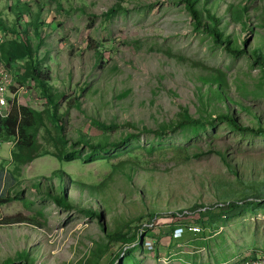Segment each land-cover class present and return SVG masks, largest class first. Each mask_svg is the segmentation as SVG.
<instances>
[{
  "label": "rangeland",
  "instance_id": "rangeland-1",
  "mask_svg": "<svg viewBox=\"0 0 264 264\" xmlns=\"http://www.w3.org/2000/svg\"><path fill=\"white\" fill-rule=\"evenodd\" d=\"M0 19V58L23 40L58 101L54 119L29 58L6 67L13 106L41 117L32 162L0 142V264H238L264 249V134L231 121L264 131V0H0ZM246 200L231 218L217 206ZM181 210L193 218L170 223ZM189 224L202 232L172 237ZM143 227L155 251L127 254Z\"/></svg>",
  "mask_w": 264,
  "mask_h": 264
},
{
  "label": "trees",
  "instance_id": "trees-1",
  "mask_svg": "<svg viewBox=\"0 0 264 264\" xmlns=\"http://www.w3.org/2000/svg\"><path fill=\"white\" fill-rule=\"evenodd\" d=\"M118 10L116 8H111L109 9L106 14H112L114 12H117ZM193 15H195L196 17H198V12L195 11V9H193ZM21 17L18 18V22L20 21ZM37 19H39V15L37 17ZM0 23L2 24L3 21L0 19ZM32 27V24L30 23H26V28L29 30V28ZM20 25L17 24L16 27H14V31L15 32H19L21 33V31L19 30ZM213 31H214V35L216 37V40L219 43L225 44L226 45V49L234 54H239L241 53V50L239 49H231V43H230V39L228 38L227 40L229 41H225L223 39V34L220 32L219 28L217 27V23L214 22L213 25ZM3 33H6L5 31ZM26 40H29V36L25 37ZM3 55L0 58V63L4 64L7 68L11 66V64L15 61L18 60H22L25 58H29L30 56V51L28 46L26 45V43L22 40L20 43L15 39V40H11L9 41L8 45L3 44ZM235 46V45H234ZM239 46V45H238ZM256 62L261 64V67L264 68V54L262 53L261 50H257L256 54ZM25 77L28 80H32L33 82H35L36 84H38V87L41 89L43 95L47 98V100L50 103V106L54 108L55 113H53L54 119H55V114H56V110H57V106H58V101H54L53 99V95H52V86L50 85V81H51V77L49 73L44 72L40 67L36 66L32 60V58H29L26 62V66H25ZM216 77V76H214ZM217 92L220 93V97L224 98V92H221V90L219 88H217ZM33 116L36 117H41L40 113H36L33 112L32 110H29L25 107H21V106H13L12 111L10 112V114L6 117V118H1L0 117V142L2 143H6V142H10V141H14L15 138L19 139L18 140V145L19 148H25L27 149V151H29V154H26V157L24 156L25 154L22 155H16V160L18 162H22L23 159L27 160L29 162H32L36 157L33 156V152H34V142L32 139H29L28 137L30 136V134L37 133V124L32 122L29 123L30 121H33ZM231 121L232 123H234V125L240 129L241 131H249V133L255 134V135H259V134H264V131L262 130H255L252 128H243L241 126H239L237 124V122L234 120V118H232L231 116ZM92 123L95 126H105L104 123H101L100 121L93 119ZM143 131H145V133H148V131H153V130H148L147 128H143ZM14 138V139H12ZM26 151V152H27ZM64 156L69 157L68 154H64ZM89 159V158H88ZM59 160L62 161L63 158L59 157ZM54 199L57 203H62V202H67V197L65 194H63L62 196L56 195L54 196ZM253 201L251 200H246V201H226L224 203H221L218 206V208L221 209V212L226 216V218H231V216H234L235 214H237L239 211H241L245 206H248L250 204H252ZM206 210H201L198 211L199 215L203 216V218H205V216H208L207 214H211L213 215V211L212 208L209 206H205ZM205 207H199V209H203ZM198 207H193V210H197ZM183 211V210H181ZM157 213H152V216H150L151 218V222L153 221V219L155 218V215ZM173 215H175V213H172ZM209 224V223H208ZM212 226V225H210ZM171 228V227H170ZM175 229V226L172 227V230ZM149 231V229H148ZM144 235V234H143ZM130 238V241L128 243L125 244V246L129 245V248H127L126 253L128 254L129 252H132L133 250L137 249V248H143L142 245H137L138 243V239L139 237L136 235L133 236H128ZM9 264V263H7Z\"/></svg>",
  "mask_w": 264,
  "mask_h": 264
},
{
  "label": "built area",
  "instance_id": "built-area-1",
  "mask_svg": "<svg viewBox=\"0 0 264 264\" xmlns=\"http://www.w3.org/2000/svg\"><path fill=\"white\" fill-rule=\"evenodd\" d=\"M6 33L0 34V45L5 41ZM14 87L13 78L11 72L6 68V66L0 63V117L6 118L12 111L16 94L11 91V88ZM21 91L22 88H20ZM206 210V207L203 209H197L198 211ZM191 211H182L176 212L175 215H172L168 220L170 223L182 222L187 219H192ZM199 215V213H197ZM155 224L144 225L146 228H153ZM144 227L142 230L139 229V239L138 243L135 245H142V247L148 252L155 251V243L152 238L144 237ZM196 235L202 232V229L197 226L192 225H179L172 232V237L174 239L182 238L186 233ZM246 258L242 261L241 264H264V249H253L246 254Z\"/></svg>",
  "mask_w": 264,
  "mask_h": 264
},
{
  "label": "crops",
  "instance_id": "crops-1",
  "mask_svg": "<svg viewBox=\"0 0 264 264\" xmlns=\"http://www.w3.org/2000/svg\"><path fill=\"white\" fill-rule=\"evenodd\" d=\"M11 90H13V88H11ZM247 253H245V256H244V258H246V255ZM244 258H243V260H244ZM242 262H239L238 264H241ZM228 264H234V262L233 261H230V262H228Z\"/></svg>",
  "mask_w": 264,
  "mask_h": 264
}]
</instances>
